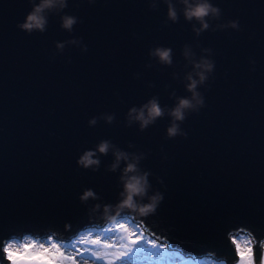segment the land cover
Listing matches in <instances>:
<instances>
[{
  "label": "water",
  "instance_id": "95a60500",
  "mask_svg": "<svg viewBox=\"0 0 264 264\" xmlns=\"http://www.w3.org/2000/svg\"><path fill=\"white\" fill-rule=\"evenodd\" d=\"M156 2L153 10L151 0H67L61 14L78 18L71 32L50 14L43 33L28 34L17 24L29 0H0V262L13 239L68 240L102 226L108 206V216L131 218L184 257L233 264L231 235L241 232L255 251L252 264H263L264 0H210L221 18L199 36L177 0L176 23ZM229 21L238 29L212 30ZM70 39L80 42L57 50ZM185 45L214 61L197 89L204 106L180 124L186 136L167 137V114L143 130L128 124V110L152 97L171 108L190 95ZM157 47L172 50L171 65L150 56ZM92 117L97 123L89 126ZM102 140L141 157L148 194H162L154 211L118 207L125 163L110 170L112 149L96 154L98 166L77 163ZM88 190L94 196L82 200Z\"/></svg>",
  "mask_w": 264,
  "mask_h": 264
},
{
  "label": "clouds",
  "instance_id": "9594fccd",
  "mask_svg": "<svg viewBox=\"0 0 264 264\" xmlns=\"http://www.w3.org/2000/svg\"><path fill=\"white\" fill-rule=\"evenodd\" d=\"M91 2V0H89ZM166 6V19L172 23L178 21V12L173 0H163ZM31 10L25 15L23 22L17 24V28L25 33L31 34L33 31L43 33L46 30L48 23V16L50 14H60V26L62 29L71 32L73 25L78 22L75 16L61 14L63 9L67 7V0H29ZM177 3L182 5L180 14L186 22L196 23L192 26V32L199 36L202 32L209 30L210 21H219L221 18V9L214 6L210 0H177ZM149 7L153 10L157 8L156 0H151ZM198 25V27L196 26ZM212 30L217 28L223 29L230 27L238 29L237 21H229L225 24H217L211 26ZM78 39H70L65 42L56 43L57 50H62L65 44H78ZM86 45L82 47V51H86ZM171 52L170 48L157 47L150 51V56L157 58V61L163 65H171ZM202 52L210 55V49H202ZM182 55L187 64L191 65V71L186 73L184 79L187 81L185 90L190 94L187 97H177L173 107H161L157 98L152 97L139 108L132 107L127 113V123L138 122L139 128L143 130L150 124L154 123L157 118L167 114L170 117L169 126L166 129L168 138L179 136H186V133L180 128V124L185 120L188 113H195L204 106V99L197 89L203 85L208 79L209 74L214 69V61L201 56L195 57V53L190 50L188 45H185L182 50ZM97 117L89 119V126L97 123ZM106 123H112L114 116L106 115L103 117ZM112 149L114 162L110 165V170L114 171L121 161H124L125 167L122 170L120 177L123 190L120 193L122 199L119 202V208H127L137 212L140 215L148 214L156 208L159 201L162 199L161 193H153L149 195L150 185L147 180L148 173L141 172L137 167L139 160L138 155H129L115 146L111 145L109 141L102 140L96 145L95 150L86 151L77 161V163L85 168L89 166H98L99 159L94 158L97 153L107 154ZM92 191H85L81 197L85 200L93 197ZM147 199V203H142ZM104 213L110 222H115V216H108V206H105Z\"/></svg>",
  "mask_w": 264,
  "mask_h": 264
},
{
  "label": "rangeland",
  "instance_id": "374dc122",
  "mask_svg": "<svg viewBox=\"0 0 264 264\" xmlns=\"http://www.w3.org/2000/svg\"><path fill=\"white\" fill-rule=\"evenodd\" d=\"M126 218L127 217L116 218L114 223L108 225L104 230L111 229V233L114 235L107 241H105L103 237H100V243L98 244L94 243V241L103 230L100 232L94 231L93 227L96 226L85 228L70 239L63 240L66 241V243L61 245L55 244V247L50 241H46L42 238L35 243L31 242L30 238L33 237L29 236L19 240L13 239L8 241L4 247L5 257L8 258V261L0 262V264H16L18 260H22L24 264H45V261L40 258V254H45L48 259L54 260L55 264H226L223 260L215 261L210 256L184 257L178 249L171 250L165 242L157 238L156 239L160 243H164L170 250L159 247V252H155L150 245L144 247L146 243L141 239L140 244L137 246V251L131 253L127 257H121L122 252L133 247L129 241L131 239H136V235L141 236L139 232L133 235L134 228H132L131 225H135L134 223L136 221L130 223L132 219ZM119 224H123V227H118L117 225ZM144 230L152 235L146 229ZM73 244L77 246V249L91 247L93 251L88 253L86 257H78L77 250L71 249V245ZM107 244H111L112 247H107ZM234 245L239 257L233 264H252L253 253L250 240L244 242L239 241ZM45 249L49 251L44 253ZM58 253H63V255H59ZM96 254L102 257V259L97 260L95 258ZM68 257H74L76 259L73 260ZM261 260L264 264V244Z\"/></svg>",
  "mask_w": 264,
  "mask_h": 264
},
{
  "label": "snow or ice",
  "instance_id": "6c2138e0",
  "mask_svg": "<svg viewBox=\"0 0 264 264\" xmlns=\"http://www.w3.org/2000/svg\"><path fill=\"white\" fill-rule=\"evenodd\" d=\"M118 227H123V224H119L117 225ZM139 231V228L138 226H136L134 228V232H133V235H136V233ZM90 235V233H89ZM112 234L111 233V229H106V230H103L99 233V237L94 241V243H100V237H103L105 241L109 240L112 238ZM141 239L142 237L139 236V235H136V239H131L129 242L132 244L133 247L131 248H128L127 251L125 252H122L121 253V257H127L129 256L131 253L137 251V246L140 244L141 242ZM150 244L152 249L155 251V252H159V248L157 246V243L155 241V239H150L147 244L144 245V247H147V245ZM3 245L0 244V247H2ZM107 247H112L111 244H107L106 245ZM55 247V245H54ZM71 249H75L77 250V256L78 257H86L88 253L92 252V248L91 247H86L85 249H77V246L75 244L71 245ZM49 250L48 249H45L44 250V253H47ZM59 255H63V253H58ZM11 258V257H10ZM40 258L43 259L45 261V264H55V261L54 260H50L48 259V257L45 255V254H40ZM69 259H73L75 260L76 258L74 257H68ZM97 260L99 259H102V257H100L98 254H96V257H95Z\"/></svg>",
  "mask_w": 264,
  "mask_h": 264
},
{
  "label": "bare ground",
  "instance_id": "6f19581e",
  "mask_svg": "<svg viewBox=\"0 0 264 264\" xmlns=\"http://www.w3.org/2000/svg\"><path fill=\"white\" fill-rule=\"evenodd\" d=\"M127 219V218H126ZM126 219H124V220H126ZM130 220V219H129ZM134 223L135 221H133V220H130V223ZM111 223H113V222H110V221H107L105 224H103L102 226H98V227H93V229H94V231H96V232H100L101 230H104L108 225H110ZM129 223V224H130ZM135 225H131L132 226V228H135L136 226H138V228H139V233L141 234V237H142V241L144 242V243H146L147 244V242L150 240V239H155V241H156V243H157V246H158V248L160 247V248H162V249H164V248H166L167 250H170V249H168L167 248V246L166 245H164V243H160L155 237H153L152 235H150L149 233H147L142 227H141V225L138 223L137 224V222H135L134 223ZM231 237H232V241H233V243L235 244V243H237V242H239V241H241V242H244V241H247V240H250L249 239V236L248 235H246V234H243V233H241V232H238V233H234V234H232L231 235ZM42 239H45L46 241H50V243L52 244V245H55V244H58V245H61V244H63V243H66V241H63V240H57V239H54V237H51V236H47V237H44V238H42ZM30 240H31V242H33V243H35L36 241H38V240H41L40 238H36V237H33V238H30ZM70 241V240H69ZM68 242V241H67ZM163 244V245H162ZM148 245H150V244H148ZM151 246V245H150ZM172 250V249H171ZM199 257H202V256H199ZM212 258V257H211ZM213 259V258H212Z\"/></svg>",
  "mask_w": 264,
  "mask_h": 264
},
{
  "label": "trees",
  "instance_id": "16d2710c",
  "mask_svg": "<svg viewBox=\"0 0 264 264\" xmlns=\"http://www.w3.org/2000/svg\"><path fill=\"white\" fill-rule=\"evenodd\" d=\"M253 253L255 254V251ZM262 255H263V253H262Z\"/></svg>",
  "mask_w": 264,
  "mask_h": 264
},
{
  "label": "flooded vegetation",
  "instance_id": "af4514ba",
  "mask_svg": "<svg viewBox=\"0 0 264 264\" xmlns=\"http://www.w3.org/2000/svg\"><path fill=\"white\" fill-rule=\"evenodd\" d=\"M24 264V263H23Z\"/></svg>",
  "mask_w": 264,
  "mask_h": 264
}]
</instances>
